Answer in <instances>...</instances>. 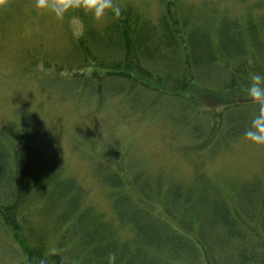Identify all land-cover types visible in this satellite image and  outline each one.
<instances>
[{"label": "trees", "instance_id": "obj_1", "mask_svg": "<svg viewBox=\"0 0 264 264\" xmlns=\"http://www.w3.org/2000/svg\"><path fill=\"white\" fill-rule=\"evenodd\" d=\"M123 2L119 18L95 23L84 16L85 35L70 38L64 51L73 59L65 75L99 99L192 106L210 120L202 147L217 129L231 131L227 109L250 107L246 86L252 74L264 75V16L253 13L264 0L243 17L210 0H159L157 16ZM31 117L0 122V230L24 255L18 264H108L110 253L115 264H264L258 181L243 184L230 200L197 197L175 182L153 190L109 155L99 183L109 186L108 213L89 200L90 188L64 157L42 145Z\"/></svg>", "mask_w": 264, "mask_h": 264}, {"label": "rangeland", "instance_id": "obj_2", "mask_svg": "<svg viewBox=\"0 0 264 264\" xmlns=\"http://www.w3.org/2000/svg\"><path fill=\"white\" fill-rule=\"evenodd\" d=\"M186 1L204 0L183 3ZM210 1L220 10L229 9L243 17L259 0ZM123 3L149 16L158 15L159 0ZM31 5L32 0L0 4V122L27 120L31 115L32 123L39 124L42 145L51 155L64 157L73 176L90 188L91 202L110 213L109 186L99 184L101 167L107 165L102 159L109 155L123 161L126 172L135 173L138 182L148 183L153 190L175 182L183 192L190 187L197 197L216 195L230 200L252 180L264 185V144L240 133L253 127L264 105L254 102L239 112L228 108L233 129H217L215 138L202 147L210 120L194 115L192 106L150 98H132L128 103L121 96L99 99L88 91L82 93L65 75L73 62L64 55L71 38L66 24L38 14ZM258 9L253 11L257 19L264 16V7ZM41 63L49 71H40ZM57 64L64 69L57 70ZM198 131L203 133L198 135ZM23 258L11 235L0 230V264H18Z\"/></svg>", "mask_w": 264, "mask_h": 264}, {"label": "clouds", "instance_id": "obj_3", "mask_svg": "<svg viewBox=\"0 0 264 264\" xmlns=\"http://www.w3.org/2000/svg\"><path fill=\"white\" fill-rule=\"evenodd\" d=\"M5 0H0L3 4ZM32 9L38 14L51 15L57 21L66 24L67 31L72 40L82 38L87 30L84 16H91L93 20L102 21L109 16L119 18L122 15L123 6L119 0H32ZM83 13V15H81ZM38 69L47 72L41 63ZM246 93L254 102L264 105V75L254 73L250 77V83L246 86ZM258 144H264V112L257 115L253 127L245 133ZM116 255H108V264H115ZM40 264H46L41 260Z\"/></svg>", "mask_w": 264, "mask_h": 264}]
</instances>
